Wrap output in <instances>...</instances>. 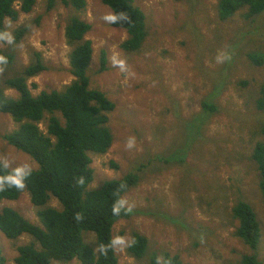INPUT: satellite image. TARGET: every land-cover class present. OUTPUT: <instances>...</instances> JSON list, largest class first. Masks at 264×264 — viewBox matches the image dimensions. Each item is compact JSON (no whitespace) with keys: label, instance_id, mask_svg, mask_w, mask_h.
<instances>
[{"label":"rangeland","instance_id":"1","mask_svg":"<svg viewBox=\"0 0 264 264\" xmlns=\"http://www.w3.org/2000/svg\"><path fill=\"white\" fill-rule=\"evenodd\" d=\"M217 4V0H137L136 5L146 15L148 36L142 50L134 53L122 49L128 38L126 31L103 20L113 11L102 0H87L84 11L59 5L50 13L46 3L38 0L31 14H21L16 22L6 21L7 31L14 37L17 28L43 17L40 27L33 26L26 39L14 45L16 69L31 62L34 50L42 52L50 68L29 80L35 96L60 90L74 79L69 69L71 48L65 38L71 17L92 25L86 39L93 42L94 60L99 66L101 50L107 52L108 77L97 76L93 68L89 74L91 87L117 105L110 119L114 143L105 155L90 154L94 179L89 189L139 170L143 178L123 198L134 215L113 228V239L126 241L116 248L119 264H146L153 253L162 260L165 252L179 255L185 264H238L243 254H253L234 236L238 222L233 220L232 208L238 199L250 204L257 215L262 239L255 253L264 263V199L257 166L250 158L262 138L248 126L257 122L244 107L245 92L240 83L264 74V69L253 71L245 58L253 51L264 52V28H256L240 14L221 21ZM260 23H264V16ZM247 29L255 34L244 36ZM12 45L0 41L6 50ZM221 52L228 53L230 59L217 63ZM114 55L126 61L127 72L113 66ZM204 66L206 69L201 70ZM219 69L222 75L217 79ZM224 73L229 84L228 80L223 84ZM6 95L19 97L15 90H7ZM206 97L220 109L207 118L201 107ZM229 109H235L231 111L233 117ZM39 125L47 131L46 121ZM17 127L12 116L0 113V158H7L13 168L27 163L32 170L37 169L29 155L5 139ZM131 137H135L136 146L129 149ZM49 205L61 208L54 198ZM5 207L16 209L44 228L27 190L18 200H3L0 213ZM134 231L149 241L147 255L141 260L128 252ZM83 239L98 255L96 234L84 231ZM25 244L41 248L28 234L10 240L0 231L5 264H16L18 247ZM67 264L81 263L75 259Z\"/></svg>","mask_w":264,"mask_h":264},{"label":"trees","instance_id":"2","mask_svg":"<svg viewBox=\"0 0 264 264\" xmlns=\"http://www.w3.org/2000/svg\"><path fill=\"white\" fill-rule=\"evenodd\" d=\"M43 1L49 13L59 5L76 11H84L87 7L86 0ZM136 1L102 0L113 13H124L127 16L126 21L113 26L127 31L128 38L122 44V49L130 53L140 52L148 36L146 15L136 5ZM217 1L221 21L226 22L240 14L244 20L255 23L256 28H264V23L259 25V19L262 20L264 16V0ZM37 2L38 0H0V32L7 31V20L12 23L18 21L22 13L31 14ZM42 20L43 17L39 16L33 20L32 25L20 26L14 32L15 43L12 47L7 50L0 48V55L8 59L7 64L0 65V113L11 115L18 123L17 129L7 134L5 139L38 164L23 190L6 188L0 191V203L3 200H18L27 190L44 228L29 221L16 209L5 207L0 213V231L10 240L28 234L41 247L38 249L35 244L18 247L16 264H51L53 261L67 264L75 259L81 264H119L116 249L109 248L106 254L99 251L96 255L84 241L83 232H94L98 245L108 246L113 239L114 225L134 215L131 209L113 215L114 202L124 198L143 178L139 175V170L127 174L121 180H110L99 188L89 189L94 179L90 154L105 155L113 146L114 137L108 126V114L115 110L116 105L104 92L89 87L88 69L93 55V43L86 39V35L91 31L92 25L77 16L71 17L65 28L66 43L71 48L70 72L75 79L60 90L43 91L37 96L32 94L28 80L50 68L42 53L34 50L31 63L27 67L16 69L14 45L26 39L33 26L40 27ZM250 34L254 35L255 32L247 29L243 33L244 36ZM1 43L7 44L4 41ZM245 58L253 71L264 69L263 51H253ZM101 64H107L104 51ZM205 69L204 66L201 70ZM221 75L222 70L219 69L216 78ZM228 78L225 75L223 84ZM229 83L230 79L227 81ZM240 83L245 92L242 94L244 107L257 122L248 126L255 131V135L262 138L256 142L250 158L257 166L259 186L264 199V74L258 79H244ZM223 86L217 95L221 94ZM9 89L15 90L19 97L7 96L5 91ZM201 107L205 117L220 111L215 101H209L208 97L202 101ZM233 110L235 109L228 111L231 117ZM45 121L46 132L39 125ZM113 165L117 168L116 164ZM10 170L0 169V174H6ZM53 198L60 203V209L49 205ZM232 217L238 222L234 236L253 251V254H243L238 264H264L255 253L261 243L262 229L253 208L243 199H238L232 208ZM132 237L128 252L141 260L147 255L148 238L138 231H134ZM5 262L0 249V264ZM146 264L185 263L179 255L165 252L162 260L153 253Z\"/></svg>","mask_w":264,"mask_h":264},{"label":"clouds","instance_id":"3","mask_svg":"<svg viewBox=\"0 0 264 264\" xmlns=\"http://www.w3.org/2000/svg\"><path fill=\"white\" fill-rule=\"evenodd\" d=\"M179 1H181V0H179ZM86 2H87V0H86ZM17 5H18V3H17ZM18 7H20V6L18 5ZM127 19L128 18H127V16L124 13H117V12L110 13V14H107V15L103 16V20L105 21V23H107L109 25H115L117 23L126 21ZM126 33H127V31H126ZM0 41H4V42H6L9 45H12V44L15 43L12 33L9 32V31L0 32ZM0 48H2V47H0ZM103 51L106 53L107 62H108V55H107V52L105 51V49H102L101 56H102V52ZM32 55H31V61H32V58H33ZM101 56H100V60H99L100 61V66H99L97 64L98 62L96 60H94V51H93V55L91 57V61H90V64H89L90 65L89 69L93 68L94 69V73L97 76L108 77L110 71H108L107 64H106V66H103L101 64ZM229 59H230V56L226 52L218 53L217 56H216V62L217 63H224L225 61H227ZM7 62H8L7 57L4 56V55H0V65L7 64ZM112 64H113L114 67H117L121 72H127V70H128L126 61L123 60V59H120L119 56H117V55H114L112 57ZM28 65H26L24 67H27ZM69 69H71L70 65H69ZM89 69H88V75H89V78H90V81H91V77H90V74H89ZM36 77H33L31 79H34ZM31 79H29V80H31ZM29 80H28V85H29ZM34 85H36V84H33V86ZM36 86H34V87H36ZM89 87L92 88L91 85H89ZM29 88H30V86H29ZM9 90H12V89H9ZM30 90H31V88H30ZM6 91H5V94H6ZM14 98H17V97H14ZM115 105H116V103H115ZM116 107H117V105H116ZM116 107H115V110H116ZM114 111L108 114V117H109L108 126H109V128H110V119H111V116L114 113ZM110 130H111V128H110ZM135 146H136L135 137L129 138V140L127 142V147L129 149H132ZM0 169H11L6 174H0V191L5 190L6 188H15L17 190H23L25 188V186H26L27 180L32 175V171H33L32 167L29 164H27V163L13 168V167H11V163H10V161L7 158H0ZM80 182L83 183V180H81ZM1 204H2V202L0 203V205ZM125 209L130 210V208L128 207V201L126 199L120 198V199H117L114 202L113 207H112V213H113V215H119L121 213V211L125 210ZM125 244H126V241H125L124 238L116 237V238H114V239H112L110 241L108 246L98 245V248H99V251H100L101 254H106L109 248L116 249V248H119V247H123Z\"/></svg>","mask_w":264,"mask_h":264},{"label":"water","instance_id":"4","mask_svg":"<svg viewBox=\"0 0 264 264\" xmlns=\"http://www.w3.org/2000/svg\"><path fill=\"white\" fill-rule=\"evenodd\" d=\"M93 51H94V48H93ZM102 51V50H101ZM124 51V50H123Z\"/></svg>","mask_w":264,"mask_h":264}]
</instances>
